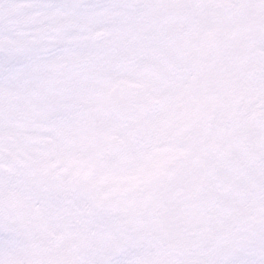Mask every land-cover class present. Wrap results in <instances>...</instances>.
Returning <instances> with one entry per match:
<instances>
[{"label":"snow or ice","instance_id":"6c2138e0","mask_svg":"<svg viewBox=\"0 0 264 264\" xmlns=\"http://www.w3.org/2000/svg\"><path fill=\"white\" fill-rule=\"evenodd\" d=\"M0 264H264V0H0Z\"/></svg>","mask_w":264,"mask_h":264}]
</instances>
